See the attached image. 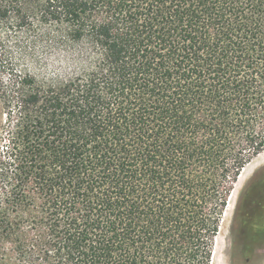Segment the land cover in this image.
I'll use <instances>...</instances> for the list:
<instances>
[{
	"label": "trees",
	"instance_id": "1",
	"mask_svg": "<svg viewBox=\"0 0 264 264\" xmlns=\"http://www.w3.org/2000/svg\"><path fill=\"white\" fill-rule=\"evenodd\" d=\"M0 107V264H213L264 0H0Z\"/></svg>",
	"mask_w": 264,
	"mask_h": 264
},
{
	"label": "rangeland",
	"instance_id": "2",
	"mask_svg": "<svg viewBox=\"0 0 264 264\" xmlns=\"http://www.w3.org/2000/svg\"><path fill=\"white\" fill-rule=\"evenodd\" d=\"M52 65H37L43 71L49 73V67ZM2 122L0 107V124ZM264 167V164L254 169L251 175L240 185L236 192L234 202L229 207L228 216L223 225V231L220 239L216 242V258L214 264H264V229L254 228L245 230L252 235L257 241L249 243L246 239L245 232L242 230L239 217L240 198L243 194L247 182L252 176ZM235 187V186H234Z\"/></svg>",
	"mask_w": 264,
	"mask_h": 264
},
{
	"label": "flooded vegetation",
	"instance_id": "3",
	"mask_svg": "<svg viewBox=\"0 0 264 264\" xmlns=\"http://www.w3.org/2000/svg\"><path fill=\"white\" fill-rule=\"evenodd\" d=\"M239 217L244 232L254 228L264 229V167L247 182L240 198ZM245 236L249 243L257 241L246 232Z\"/></svg>",
	"mask_w": 264,
	"mask_h": 264
},
{
	"label": "bare ground",
	"instance_id": "4",
	"mask_svg": "<svg viewBox=\"0 0 264 264\" xmlns=\"http://www.w3.org/2000/svg\"><path fill=\"white\" fill-rule=\"evenodd\" d=\"M263 164H264V152L259 154L254 160H252L249 164L246 165V167L243 168V170L240 173V176L238 177V180H237L238 183L235 184V187L239 188L240 185L251 175L252 171L254 169H257V167H259V166H261ZM235 197H236V192L233 193L230 196V198H229V204H228L225 216H224L223 225H224V222L226 221V218L228 216L229 207L234 202ZM223 225L221 227V231H220V234H219V237H218L217 241L220 239L221 233L223 231ZM216 254H217V252H215V254H214L213 264H214V261H215V258H216Z\"/></svg>",
	"mask_w": 264,
	"mask_h": 264
},
{
	"label": "water",
	"instance_id": "5",
	"mask_svg": "<svg viewBox=\"0 0 264 264\" xmlns=\"http://www.w3.org/2000/svg\"><path fill=\"white\" fill-rule=\"evenodd\" d=\"M237 183H238V181L236 182V184H237ZM234 186H235V185H234ZM237 191H238V188L234 187L233 190H232L231 195H232L233 193L237 192ZM231 195H230V196H231Z\"/></svg>",
	"mask_w": 264,
	"mask_h": 264
}]
</instances>
